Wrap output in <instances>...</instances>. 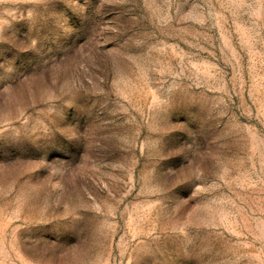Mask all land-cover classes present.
Masks as SVG:
<instances>
[{
	"label": "rangeland",
	"instance_id": "rangeland-1",
	"mask_svg": "<svg viewBox=\"0 0 264 264\" xmlns=\"http://www.w3.org/2000/svg\"><path fill=\"white\" fill-rule=\"evenodd\" d=\"M0 264H264V0H0Z\"/></svg>",
	"mask_w": 264,
	"mask_h": 264
}]
</instances>
